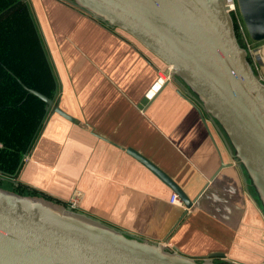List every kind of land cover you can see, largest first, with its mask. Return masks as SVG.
<instances>
[{
    "label": "crops",
    "instance_id": "crops-1",
    "mask_svg": "<svg viewBox=\"0 0 264 264\" xmlns=\"http://www.w3.org/2000/svg\"><path fill=\"white\" fill-rule=\"evenodd\" d=\"M25 1L57 79L53 105L73 121L47 114L18 176L5 177L9 189L62 204L78 191V211L129 234L189 256L264 264V214L249 181L183 86L161 83L167 66L64 0ZM128 150L193 202L177 226L183 203L172 204L175 193Z\"/></svg>",
    "mask_w": 264,
    "mask_h": 264
},
{
    "label": "water",
    "instance_id": "water-1",
    "mask_svg": "<svg viewBox=\"0 0 264 264\" xmlns=\"http://www.w3.org/2000/svg\"><path fill=\"white\" fill-rule=\"evenodd\" d=\"M64 1L128 34L169 68L202 118L205 114L222 135L264 214V83L238 43L225 0ZM236 4L248 37L263 41L264 0H236ZM24 89L45 103L46 114L73 121L52 99ZM127 153L183 203L177 226L193 202L150 161L132 150ZM167 243L129 234L65 204L0 185V264H233L217 260L224 257L222 253L189 256Z\"/></svg>",
    "mask_w": 264,
    "mask_h": 264
},
{
    "label": "trees",
    "instance_id": "trees-1",
    "mask_svg": "<svg viewBox=\"0 0 264 264\" xmlns=\"http://www.w3.org/2000/svg\"><path fill=\"white\" fill-rule=\"evenodd\" d=\"M24 86L53 100L57 79L28 3L0 0V173L8 178L18 176L47 117ZM14 190L23 194L20 185Z\"/></svg>",
    "mask_w": 264,
    "mask_h": 264
},
{
    "label": "built area",
    "instance_id": "built-area-1",
    "mask_svg": "<svg viewBox=\"0 0 264 264\" xmlns=\"http://www.w3.org/2000/svg\"><path fill=\"white\" fill-rule=\"evenodd\" d=\"M225 3L227 6V11L234 24L237 40L242 43V46L247 53L250 66L258 75L257 77L259 80L264 83V71L262 67L264 66V44H260L263 43L264 40L261 42H254L248 37L245 26L238 12L236 0H225ZM159 80L162 82V84L168 83L171 80L168 67L166 72L159 74ZM80 196V192L75 191L65 203V206L73 211L78 210ZM170 202L172 204L182 205L176 194L171 195ZM166 246L171 247L169 243H167Z\"/></svg>",
    "mask_w": 264,
    "mask_h": 264
},
{
    "label": "rangeland",
    "instance_id": "rangeland-1",
    "mask_svg": "<svg viewBox=\"0 0 264 264\" xmlns=\"http://www.w3.org/2000/svg\"><path fill=\"white\" fill-rule=\"evenodd\" d=\"M238 43H239V45L241 46V47H243L242 46V43L241 42H239L238 41ZM260 44H264V42L263 43H260ZM259 44V45H260ZM263 67V71H264V66H262ZM164 72H160L159 70L157 71V74H158V76H159V74H163ZM257 75V74H256ZM258 76V75H257ZM172 79V78H171ZM170 82V81H169ZM168 82V83H169ZM162 83V82H161ZM165 84H167V83H165ZM2 148V146H1V142H0V149ZM5 149H6V147H4ZM27 155H25L24 156V158L26 157ZM0 175L1 176H4V175H2L1 173H0ZM4 177H6V176H4ZM8 178V177H7ZM9 179V178H8ZM0 185L2 186V187H4V188H6V189H9L10 187H11V185H10V183H8L7 181H6V179H3V180H0ZM10 190H13V191H15L14 190V187L12 188V189H10ZM16 192V191H15ZM76 211H78V210H76ZM259 212H261V210L259 209ZM260 260H258V259H252V258H242L241 259V262L242 263H246V264H253V263H257V262H259Z\"/></svg>",
    "mask_w": 264,
    "mask_h": 264
}]
</instances>
